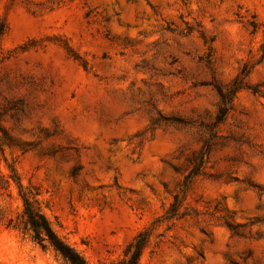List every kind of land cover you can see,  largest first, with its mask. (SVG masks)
Returning a JSON list of instances; mask_svg holds the SVG:
<instances>
[{"label":"rangeland","instance_id":"rangeland-1","mask_svg":"<svg viewBox=\"0 0 264 264\" xmlns=\"http://www.w3.org/2000/svg\"><path fill=\"white\" fill-rule=\"evenodd\" d=\"M264 264V0H0V264Z\"/></svg>","mask_w":264,"mask_h":264},{"label":"trees","instance_id":"trees-1","mask_svg":"<svg viewBox=\"0 0 264 264\" xmlns=\"http://www.w3.org/2000/svg\"><path fill=\"white\" fill-rule=\"evenodd\" d=\"M23 200L22 230L28 232L33 240L42 245H48L56 254L60 255L67 264H88L82 255L65 242L52 228L49 220L25 193ZM149 240L146 231L138 232L124 247L121 255L110 264H139L141 254Z\"/></svg>","mask_w":264,"mask_h":264}]
</instances>
